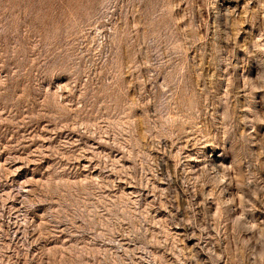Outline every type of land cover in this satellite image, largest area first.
Masks as SVG:
<instances>
[{"label": "rangeland", "instance_id": "rangeland-1", "mask_svg": "<svg viewBox=\"0 0 264 264\" xmlns=\"http://www.w3.org/2000/svg\"><path fill=\"white\" fill-rule=\"evenodd\" d=\"M0 264H264V0H0Z\"/></svg>", "mask_w": 264, "mask_h": 264}]
</instances>
